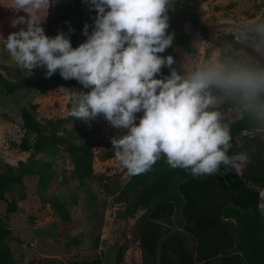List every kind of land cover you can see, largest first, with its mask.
<instances>
[{
    "label": "rangeland",
    "instance_id": "374dc122",
    "mask_svg": "<svg viewBox=\"0 0 264 264\" xmlns=\"http://www.w3.org/2000/svg\"><path fill=\"white\" fill-rule=\"evenodd\" d=\"M11 4L12 0H0V31L4 40L10 33L25 27L11 26L17 15H26L15 12ZM89 11L90 5L85 0H56L47 13L43 9L38 15L46 16L41 26L49 37L60 32L61 24L74 25L78 34L85 36V24L89 26V34L95 26V17L89 15ZM167 14L170 18L167 31L174 33L175 38L172 47L160 55L173 56L172 67L181 75L209 63L250 68L255 59L243 51L230 54L226 35H233L238 41L249 39L259 56H264V37L256 32L257 26L264 24V0H173ZM2 39L0 46L5 44ZM17 68L13 59L11 63L0 60V72L7 79H15ZM167 71L169 74V68ZM72 91L87 92L84 88L57 87L44 93L32 89L7 96L0 89V172L6 164L16 167L23 161L36 169L46 166L45 174L51 179L50 185L43 188L38 185L37 175L24 177L23 186L12 187L6 195L8 200H18L21 195L25 198L18 202L17 211L9 215L11 236L6 242L12 256L16 264H114L117 249L125 245L122 264H151L135 240L138 216L126 217L125 204L119 202V195L131 175L116 159L111 139L126 134L127 130L112 127L102 114L87 123L70 117L68 112L74 106ZM233 93L211 89L216 103L210 110L221 113L223 124L241 115L239 110L226 111L223 107L226 97ZM22 107L33 108V115L42 123L68 118L60 135L93 144L90 179L82 182L77 179L62 148L39 155L20 149L25 135L19 116ZM136 115L140 117L143 113ZM261 121L260 129L244 132L239 141V153L247 154V163L255 153L264 158V101ZM243 170L244 167L237 172L251 185ZM54 201L63 203L72 226L61 224L52 207ZM260 203H264L261 198ZM4 214L5 203L0 202V217L4 218ZM183 226L180 211L169 222L162 223L163 229L170 234H181L186 246L193 249L195 243L183 232Z\"/></svg>",
    "mask_w": 264,
    "mask_h": 264
},
{
    "label": "clouds",
    "instance_id": "9594fccd",
    "mask_svg": "<svg viewBox=\"0 0 264 264\" xmlns=\"http://www.w3.org/2000/svg\"><path fill=\"white\" fill-rule=\"evenodd\" d=\"M55 2L12 0L10 8L26 15H17L11 26L25 27L0 39L26 78L43 68L46 79L58 71L64 80L90 89L71 92L68 115L87 123L102 114L112 127L126 129L111 144L130 175L150 170L161 154L171 168L190 169L193 178L217 174L221 165L225 173L246 166V153L227 154L230 126L221 122L219 111L210 110L216 103L211 89L257 99L264 93V70L209 63L179 74L173 56L160 55L175 38L167 31L173 0H85L96 11L95 26L89 34L85 24L87 39L76 48L63 32L49 37L41 26L46 16L38 13ZM256 32L264 37V24ZM259 196L264 200V190ZM257 207L264 215V203Z\"/></svg>",
    "mask_w": 264,
    "mask_h": 264
},
{
    "label": "trees",
    "instance_id": "16d2710c",
    "mask_svg": "<svg viewBox=\"0 0 264 264\" xmlns=\"http://www.w3.org/2000/svg\"><path fill=\"white\" fill-rule=\"evenodd\" d=\"M89 15L96 18V11L90 10ZM59 31L70 39L73 48L87 39L78 34L74 25L61 24ZM225 39L230 54L246 52L255 59L250 68L264 70V56H259L249 39L238 41L233 35H226ZM45 72L43 68L33 69V75L26 78L25 72L17 68L14 80L0 72V89L10 96L32 89L44 93L57 87L83 88L75 79L61 78L58 71L46 79ZM162 74L169 75L166 67ZM263 101L264 93L257 99L248 100L236 92L224 100L226 111L236 109L241 113L239 118L226 123L232 137V147L227 153L230 157L239 154V141L244 132L262 127ZM32 109L22 107L19 111L25 134L20 149L39 155L62 148L77 179L80 182L90 179L93 175V144L60 135L68 118L42 123L33 115ZM224 168L221 165L217 174L193 178L190 169L171 168L166 156L161 154L150 170L130 176L119 195V202L125 204L126 217L138 216L135 240L151 264H264V215L257 207L259 192L264 190V158L260 153L252 154L251 161L244 167V176L251 185L236 170L225 173ZM41 169L19 161L16 167L4 165L0 172V202L5 203L4 218L0 217V264H16L6 242L11 236L8 220L9 215L17 211L18 202L25 199L21 195L18 200H8L6 195L12 187H22L27 176L37 175L38 185L47 188L50 175L45 174L46 166ZM52 207L62 225L72 226L62 202L54 201ZM178 211L184 223L183 232L195 243L193 249L186 246L181 234H170L162 227V223L169 222ZM126 249L125 245L117 249L114 264H122Z\"/></svg>",
    "mask_w": 264,
    "mask_h": 264
},
{
    "label": "crops",
    "instance_id": "0c3cea01",
    "mask_svg": "<svg viewBox=\"0 0 264 264\" xmlns=\"http://www.w3.org/2000/svg\"><path fill=\"white\" fill-rule=\"evenodd\" d=\"M46 13H47V9H46ZM0 38H3V34L1 31H0ZM0 60H5L8 63L12 62V57L10 56V53L6 50L5 44H2L0 46Z\"/></svg>",
    "mask_w": 264,
    "mask_h": 264
}]
</instances>
